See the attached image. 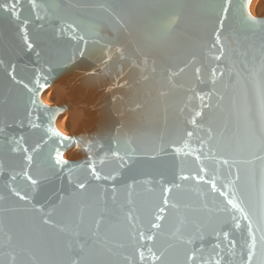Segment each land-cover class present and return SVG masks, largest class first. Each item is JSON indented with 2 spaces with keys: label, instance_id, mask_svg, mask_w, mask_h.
Listing matches in <instances>:
<instances>
[{
  "label": "water",
  "instance_id": "water-1",
  "mask_svg": "<svg viewBox=\"0 0 264 264\" xmlns=\"http://www.w3.org/2000/svg\"><path fill=\"white\" fill-rule=\"evenodd\" d=\"M250 1L0 0V264H264Z\"/></svg>",
  "mask_w": 264,
  "mask_h": 264
},
{
  "label": "bare ground",
  "instance_id": "bare-ground-1",
  "mask_svg": "<svg viewBox=\"0 0 264 264\" xmlns=\"http://www.w3.org/2000/svg\"><path fill=\"white\" fill-rule=\"evenodd\" d=\"M260 1L261 0H256V2H255V0H251L250 1L249 12L251 11L250 10L251 9V5L254 4V2H255L254 6L252 8V14L250 12L252 17L255 16V12H256L257 6L260 3ZM52 93H53L52 89L51 88H47L46 90H44L42 92V94L40 96L41 101L47 106H52L53 105ZM47 96H48V98H47ZM68 119H69L68 113L66 111L65 112L62 111L60 114H58L56 116V120H55V126H56L57 130L61 134L66 135V136L68 135V129H67V125H66V122H67ZM63 121H64V123H63ZM62 123H63V126H62ZM65 158H66V155L63 152L62 160H65Z\"/></svg>",
  "mask_w": 264,
  "mask_h": 264
},
{
  "label": "snow or ice",
  "instance_id": "snow-or-ice-1",
  "mask_svg": "<svg viewBox=\"0 0 264 264\" xmlns=\"http://www.w3.org/2000/svg\"><path fill=\"white\" fill-rule=\"evenodd\" d=\"M0 7H7V5H0ZM14 7V6H13ZM224 11H227V9H224ZM81 39H83V38H81ZM31 45H29V47H30ZM217 59H219V57H217ZM189 135H190V133H189ZM31 159V157H29V160ZM60 161H57V163H59ZM96 179H100V176L99 175H97L96 177H95ZM29 179H31V177H29ZM33 184H36L37 183V181L36 180H32L31 181ZM85 187V185L83 184V183H81L80 185H79V188H81V189H83ZM165 191L167 192V191H169L168 189H165ZM17 195H19V193H17ZM21 199H24V197H21ZM165 203H167V201H165ZM229 203H231V201H229ZM234 207H235V205H234ZM160 211H163V209H160ZM159 219H161V217H157V220H159ZM46 223H47V221H45ZM238 226V225H237ZM154 227H159V225L157 224V225H154ZM249 231H250V229H249ZM225 235H227V233H225ZM142 238H143V235H142ZM147 239H149V240H151L152 239V236H148L147 237ZM250 248H251V250L248 252V255H247V259H248V261H251L252 260V258H253V254H254V250H255V237H253L252 238V244H251V246H250Z\"/></svg>",
  "mask_w": 264,
  "mask_h": 264
},
{
  "label": "rangeland",
  "instance_id": "rangeland-1",
  "mask_svg": "<svg viewBox=\"0 0 264 264\" xmlns=\"http://www.w3.org/2000/svg\"><path fill=\"white\" fill-rule=\"evenodd\" d=\"M255 2H256V0H255ZM255 2H254V4H255ZM254 4L251 5V9H250V10H251V11H250L251 14H252V8H253ZM47 98H48V96H47ZM63 123H64V121H63ZM63 123H62V126H63ZM62 158H63V153H62Z\"/></svg>",
  "mask_w": 264,
  "mask_h": 264
}]
</instances>
